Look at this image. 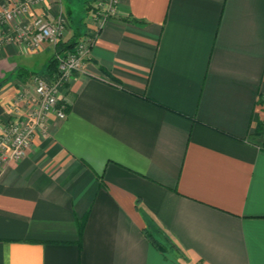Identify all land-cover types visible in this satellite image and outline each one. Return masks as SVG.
<instances>
[{
  "label": "crops",
  "instance_id": "0c3cea01",
  "mask_svg": "<svg viewBox=\"0 0 264 264\" xmlns=\"http://www.w3.org/2000/svg\"><path fill=\"white\" fill-rule=\"evenodd\" d=\"M67 1L11 25L62 12L77 40L93 0ZM55 54L0 44V132ZM59 93L0 162V264H264V0H116Z\"/></svg>",
  "mask_w": 264,
  "mask_h": 264
},
{
  "label": "built area",
  "instance_id": "2783aa9c",
  "mask_svg": "<svg viewBox=\"0 0 264 264\" xmlns=\"http://www.w3.org/2000/svg\"><path fill=\"white\" fill-rule=\"evenodd\" d=\"M49 1L5 0L0 5V44L16 41L28 51H35L44 42L56 45L63 40L66 35L67 20L62 12L54 19L36 16L28 25H11V21L17 16L29 14L34 6ZM115 3L116 0L93 1L92 7L96 11L90 19L94 27L77 38L71 49L55 54L57 67L54 72L32 76L34 86V99L30 98L32 110L24 114L18 108L13 109L11 119L0 132V162L17 161L26 156L35 129L42 128L49 115L65 118L66 104L60 99V88L67 83L74 71L83 69L90 55L96 32L106 17L114 13ZM27 99L28 94L18 97V101Z\"/></svg>",
  "mask_w": 264,
  "mask_h": 264
},
{
  "label": "trees",
  "instance_id": "16d2710c",
  "mask_svg": "<svg viewBox=\"0 0 264 264\" xmlns=\"http://www.w3.org/2000/svg\"><path fill=\"white\" fill-rule=\"evenodd\" d=\"M75 42H76L75 36H72L71 38H69L68 40H65V41H63V40L59 41L55 45L56 53H61V52L65 51L66 49H71L74 46ZM56 67H57V60H56L55 55H54L49 59L46 69H47L48 73H52L56 70ZM28 74H29V72H28ZM149 237H151V236H149ZM151 239H152V242L154 243V245L157 246L159 249L164 248L157 240L153 239L152 237H151Z\"/></svg>",
  "mask_w": 264,
  "mask_h": 264
},
{
  "label": "rangeland",
  "instance_id": "374dc122",
  "mask_svg": "<svg viewBox=\"0 0 264 264\" xmlns=\"http://www.w3.org/2000/svg\"><path fill=\"white\" fill-rule=\"evenodd\" d=\"M93 1H95V0H93ZM93 1L86 7V20L87 19L89 20V18H91L92 15L96 11V9L94 7H91V4H93ZM67 3L69 4V7L74 10V14H76V13H77V15L82 14V11L80 10L81 9L80 6L82 7V5L84 4L83 0H69V1H67ZM88 7H89L90 11H89ZM85 24H86V22H85ZM85 30H87V29H85ZM85 33H87V32L85 31ZM85 33H83V34H85ZM83 34L81 36H83Z\"/></svg>",
  "mask_w": 264,
  "mask_h": 264
}]
</instances>
